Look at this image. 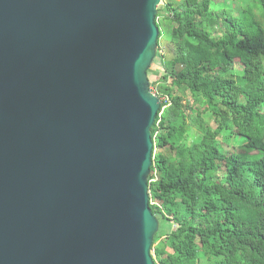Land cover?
I'll return each mask as SVG.
<instances>
[{"label": "water", "instance_id": "1", "mask_svg": "<svg viewBox=\"0 0 264 264\" xmlns=\"http://www.w3.org/2000/svg\"><path fill=\"white\" fill-rule=\"evenodd\" d=\"M160 5L0 0V264H155Z\"/></svg>", "mask_w": 264, "mask_h": 264}, {"label": "trees", "instance_id": "2", "mask_svg": "<svg viewBox=\"0 0 264 264\" xmlns=\"http://www.w3.org/2000/svg\"><path fill=\"white\" fill-rule=\"evenodd\" d=\"M241 1L246 6L225 18L212 15L211 0L169 2L157 13L174 28L162 46L157 24L148 71L150 79L158 67L161 101L148 178L159 222L155 264H264V0ZM181 91L201 98L215 136L243 141L238 153L207 142L211 129L192 119ZM191 129L199 135L187 146Z\"/></svg>", "mask_w": 264, "mask_h": 264}, {"label": "rangeland", "instance_id": "3", "mask_svg": "<svg viewBox=\"0 0 264 264\" xmlns=\"http://www.w3.org/2000/svg\"><path fill=\"white\" fill-rule=\"evenodd\" d=\"M175 3L176 5H184L185 4V0H161V5H160V9H163L167 3ZM246 6V4L241 1V0H211V13L212 15L215 17H217L219 14L223 15L224 18L226 17V14L231 12V14H233L234 16H236V14H238L236 12L235 9H243ZM262 16V15H261ZM259 23L262 25V27L264 28V18L262 19V17L258 18ZM157 24L160 27V32H162L163 37L161 38L160 43L163 45H166L170 42L171 40V33H172V29L174 28L173 25L165 22L162 18L157 19ZM222 22V20L219 19V24ZM208 30L211 31V29L208 28ZM221 32V31H219ZM214 34V32H213ZM221 35V33H219ZM213 36H217V34L215 33ZM156 69H158V67L153 68V70L150 73V89L152 91L153 94H155L157 92V87L155 85V82L159 79V75L156 72ZM235 69H240L239 65H235ZM182 99L185 101V104L189 107H191V115H192V119H196L198 116H201V118L203 119V121L206 123V125L211 129V133H209L208 137H207V142H212V141H218L220 143H222V147L224 149V151L226 153H231V152H239L240 149L237 148V146H239L241 143H243L242 140H240V138L236 139V136L233 138V140L230 142L227 138L226 135H219V136H215L214 131L216 129V125L214 123V119L212 118V116L210 115V113H206L205 111V105H203V101L201 100V98H193L190 93L185 92V91H181L180 92ZM204 112V113H203ZM192 121V120H191ZM199 135V133L195 130V129H191V133L190 136L187 137L186 140V145L189 146L192 141H194L197 136ZM236 146V147H234ZM243 153V152H241Z\"/></svg>", "mask_w": 264, "mask_h": 264}]
</instances>
